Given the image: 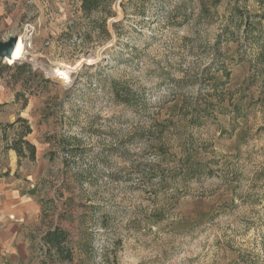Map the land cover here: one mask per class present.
<instances>
[{
    "label": "rangeland",
    "instance_id": "1",
    "mask_svg": "<svg viewBox=\"0 0 264 264\" xmlns=\"http://www.w3.org/2000/svg\"><path fill=\"white\" fill-rule=\"evenodd\" d=\"M205 5L0 0V39L32 30L0 59V264H264V0ZM27 125L35 160L3 152Z\"/></svg>",
    "mask_w": 264,
    "mask_h": 264
},
{
    "label": "trees",
    "instance_id": "2",
    "mask_svg": "<svg viewBox=\"0 0 264 264\" xmlns=\"http://www.w3.org/2000/svg\"><path fill=\"white\" fill-rule=\"evenodd\" d=\"M112 1L113 0H81V10H83L86 16H92L95 12L101 11L103 7L105 6L108 7L106 8L107 13L102 21L103 24L106 25L107 20L113 16V11L109 7ZM208 1H210V4L212 6H216L220 0H208ZM201 3H202L204 12H209L208 7L205 5V0H201ZM106 32L107 34H109V31L107 30V28H106ZM261 51H263L262 54H263V59H264V45L262 46ZM19 120L27 122L22 117H18V120H16V122L3 124L4 128L14 127L18 123ZM31 132H32V129L30 125H27L25 131H23V133L19 135V138L14 139L12 142L7 141L8 143L5 145L4 148L14 150L17 153L19 158L27 157L31 160H35L36 148L34 144H32L27 139H25V136L31 134ZM4 137H6V135ZM6 140H7V137H6ZM42 241L47 251H52L55 248L58 250V253L60 254L61 257L68 258V259L71 258V260L73 259V253L71 252V255H69V252H67L66 251L67 249L65 248V244L68 241V235L65 232V230L61 229L58 225L44 232L42 236Z\"/></svg>",
    "mask_w": 264,
    "mask_h": 264
},
{
    "label": "crops",
    "instance_id": "3",
    "mask_svg": "<svg viewBox=\"0 0 264 264\" xmlns=\"http://www.w3.org/2000/svg\"><path fill=\"white\" fill-rule=\"evenodd\" d=\"M4 97L7 96V93L4 92L3 94ZM10 120H12V118H10ZM8 140H4V146H3V152H14V150L12 149H5V145L7 144ZM17 156V153H15ZM20 201H18V199L16 198L15 195V191L13 190L12 194L8 193L7 190V184H6V179L5 176L4 177H0V223H3L2 225H0V234H3L4 231V227L6 225H9V221L5 220L7 218V216H9V211L11 209V215H15L18 211L19 207V203Z\"/></svg>",
    "mask_w": 264,
    "mask_h": 264
},
{
    "label": "water",
    "instance_id": "4",
    "mask_svg": "<svg viewBox=\"0 0 264 264\" xmlns=\"http://www.w3.org/2000/svg\"><path fill=\"white\" fill-rule=\"evenodd\" d=\"M18 36H11L6 40L0 39V59L12 56L17 42Z\"/></svg>",
    "mask_w": 264,
    "mask_h": 264
},
{
    "label": "bare ground",
    "instance_id": "5",
    "mask_svg": "<svg viewBox=\"0 0 264 264\" xmlns=\"http://www.w3.org/2000/svg\"><path fill=\"white\" fill-rule=\"evenodd\" d=\"M22 40H23V44L22 45H18V44L16 45V48H15L12 56L7 57L6 62L14 63L17 60H21L23 58L27 45L24 42V39H22ZM21 46L24 48L23 51L21 50Z\"/></svg>",
    "mask_w": 264,
    "mask_h": 264
},
{
    "label": "built area",
    "instance_id": "6",
    "mask_svg": "<svg viewBox=\"0 0 264 264\" xmlns=\"http://www.w3.org/2000/svg\"><path fill=\"white\" fill-rule=\"evenodd\" d=\"M31 32H32V30L28 32L29 33V36L32 35ZM29 36H22L24 38V42L26 43L27 47H26V50H25V53H24L23 58L21 60H17L19 63H23L24 61H27L26 58L29 56V48H31V43H29V41H30V37ZM5 60L7 61L6 58H5ZM8 63H10V62H8ZM15 63L16 62L11 63V64H15Z\"/></svg>",
    "mask_w": 264,
    "mask_h": 264
}]
</instances>
